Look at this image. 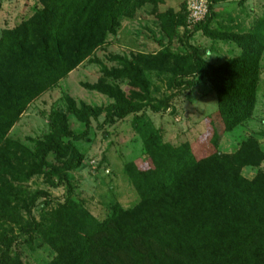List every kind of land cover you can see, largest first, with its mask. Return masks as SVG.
Here are the masks:
<instances>
[{
	"label": "trees",
	"instance_id": "1",
	"mask_svg": "<svg viewBox=\"0 0 264 264\" xmlns=\"http://www.w3.org/2000/svg\"><path fill=\"white\" fill-rule=\"evenodd\" d=\"M159 1L39 0V9L0 36V176L12 174V155L26 153L22 142L8 135L27 107L80 66H100L98 80L84 86L112 100L102 107L67 97L65 112L49 115L50 132L27 153V171L15 173V180L39 175L53 188L66 185L65 201L50 214V224L30 225L54 252L46 264H264V173L257 171L251 180L242 175L244 168H258L264 161L254 138L226 154L197 150L189 142H162L157 131L145 140V158L139 164H124L138 195L131 208L115 203L111 214L98 221L74 198L70 173L84 158L75 143L88 140L91 120L102 115L103 124L110 125L129 115L140 118L147 108H167V100L151 97L144 74L162 72L166 62L177 88L205 79L215 93L216 110L206 120L205 134L196 140L217 147L223 135L253 114L264 53V15L245 32L217 35L210 23L218 0H210L207 16L191 29L230 41L240 50L218 63L205 61L185 42L189 32L180 39L185 47L179 54L165 50L118 56L112 68L97 61L96 52L104 48L106 36L115 33L121 18H133L143 6ZM156 18L169 41L177 39V29L190 30L185 1L178 12L167 9ZM108 79L126 81L128 91ZM67 115L83 124V131L72 132ZM2 245L0 264H24L7 257L11 239L5 237Z\"/></svg>",
	"mask_w": 264,
	"mask_h": 264
},
{
	"label": "rangeland",
	"instance_id": "2",
	"mask_svg": "<svg viewBox=\"0 0 264 264\" xmlns=\"http://www.w3.org/2000/svg\"><path fill=\"white\" fill-rule=\"evenodd\" d=\"M183 1L161 0L143 6L133 18H121L115 33L106 36L104 48L96 52L97 61L112 68L117 65L113 58L118 56L156 55L165 50L179 54L185 47L180 40L184 32L190 33L185 37V42L197 48L209 63H218L239 54V48L232 42L207 38L194 29L179 28L177 39L169 41L156 15L167 9L178 12ZM239 2L218 0L213 5L210 28L217 35L228 31L245 32L264 15V0ZM40 7L39 0H0V36L29 18ZM170 69V63L166 62L162 72L144 73L150 83L151 97L156 101L167 100V108L159 112L147 108L140 118L129 115L110 125L103 124L102 115L97 120H91L88 140L75 143L84 158L81 167L70 173L74 198L98 221L111 214L115 203L129 209L137 202L138 195L124 172V164L130 161L139 164V160L145 158L144 143L151 133L158 131L159 139L172 145L189 142L197 150H218L226 154L233 153L242 141L254 138L264 151V53L260 60V77L252 116L231 133L223 135L217 147H212L204 139L196 140L205 134L206 120L216 110V96L211 85L202 79L191 87L177 88ZM100 76L98 64H83L35 99L10 131L9 140H19L27 149L26 153L17 152L11 156L12 174L0 176V255L5 249L3 239L8 237L12 240L7 251L8 258L21 259L24 264H46L53 258L54 252L30 225L38 224L43 228L50 224V214L59 203L65 201L66 185L53 188L39 175L28 181L15 180V173L27 171V153L32 152L35 141L50 132L49 115L53 111L65 112L67 97L77 104L83 102L102 107L112 104V100L84 86L95 83ZM108 82L128 91L126 81L108 79ZM67 116L72 132L83 131V124L73 116ZM257 171L264 173V161L258 168H244L242 175L251 180ZM24 229L27 232L24 233Z\"/></svg>",
	"mask_w": 264,
	"mask_h": 264
},
{
	"label": "built area",
	"instance_id": "3",
	"mask_svg": "<svg viewBox=\"0 0 264 264\" xmlns=\"http://www.w3.org/2000/svg\"><path fill=\"white\" fill-rule=\"evenodd\" d=\"M210 0H185L186 28L191 29L202 22L209 12Z\"/></svg>",
	"mask_w": 264,
	"mask_h": 264
}]
</instances>
